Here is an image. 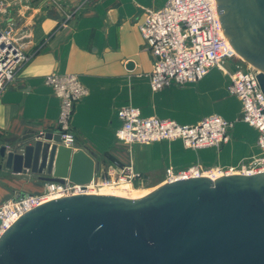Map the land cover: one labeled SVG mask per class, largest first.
<instances>
[{"label":"crops","instance_id":"1","mask_svg":"<svg viewBox=\"0 0 264 264\" xmlns=\"http://www.w3.org/2000/svg\"><path fill=\"white\" fill-rule=\"evenodd\" d=\"M10 1L7 16L14 32L27 36L23 47L29 59L0 95V148L19 149L37 135L57 136L58 99L44 84L55 72L78 75L88 90L71 120L75 150L83 149L93 159L95 176L111 162L131 164L141 174L135 184L154 189L166 183L170 168L201 165L212 172L257 154V132L240 121L241 103L227 89L233 68L225 63L212 67L197 83L158 91L148 87L155 58L145 48L138 25L142 8L158 10L166 0ZM126 105L139 108L143 117L180 125H195L212 114L235 124L228 143L219 149L193 150L179 140L126 145L114 134L121 124L117 112ZM44 185L35 176L0 167V205L12 195H37Z\"/></svg>","mask_w":264,"mask_h":264},{"label":"water","instance_id":"2","mask_svg":"<svg viewBox=\"0 0 264 264\" xmlns=\"http://www.w3.org/2000/svg\"><path fill=\"white\" fill-rule=\"evenodd\" d=\"M223 34L264 95V0H215ZM0 166L45 182L87 184L83 149L60 135L0 148ZM0 264H264V172L176 179L141 198L77 194L23 213L0 236Z\"/></svg>","mask_w":264,"mask_h":264},{"label":"built area","instance_id":"3","mask_svg":"<svg viewBox=\"0 0 264 264\" xmlns=\"http://www.w3.org/2000/svg\"><path fill=\"white\" fill-rule=\"evenodd\" d=\"M10 0H0V95L13 80L18 68L26 63L23 40L26 35L14 32V25L7 16ZM144 18L138 25L144 46L155 58L148 74V87L158 91L169 85L181 86L197 83L209 70L235 58V52L224 40L216 26L212 0H166L158 10L142 8ZM237 59V58H235ZM244 68L229 73L228 92L241 103L240 121L257 132L256 155L236 166L218 170L221 176L229 174L256 175L264 172V95L257 84L255 70L245 61L239 60ZM58 99L57 134L60 145L75 150L76 135L72 128V116L76 103L86 96L88 90L78 75L50 73L44 78ZM121 124L115 131L116 138L126 145L154 143V141L179 140L183 146L193 150L221 148L228 143L235 122L212 114L195 125H180L172 119L143 117L140 109L123 106L117 112ZM201 165H191L184 170H167L166 182L176 179L202 176ZM212 175L213 172H208ZM133 166L111 162L107 170L100 171L87 184H74L67 179L64 183L45 182L37 195H14L0 205V236L8 226L29 209L53 198L85 193L96 185L118 184L123 180L130 185L141 179ZM120 181V182H119Z\"/></svg>","mask_w":264,"mask_h":264},{"label":"bare ground","instance_id":"4","mask_svg":"<svg viewBox=\"0 0 264 264\" xmlns=\"http://www.w3.org/2000/svg\"><path fill=\"white\" fill-rule=\"evenodd\" d=\"M213 1V7H214V12H215V17H216V26L218 27V31L220 33V35L224 38V40H226L228 43L229 41L227 40L226 36L223 34V31H222V26H220V20L218 18V13L216 11V8H215V0H212ZM230 45V43H229ZM231 46V45H230ZM235 58L241 60V61H244L241 56H239L237 53H235ZM254 69V68H252ZM255 70V69H254ZM202 176H206V177H211L212 180H214V178H217V177H221V174L219 171L215 170L214 173L209 174V173H206V172H202ZM126 182V181H125ZM130 184L129 183H122V184H101L100 187L96 188V190H85L86 194H103V195H114V196H119V197H122V198H131V199H137V198H141V196H144L148 193H150V191H152L153 189H145V190H142L141 192H139L138 190H135L132 188H130L129 186ZM129 191V192H128ZM131 192V193H130Z\"/></svg>","mask_w":264,"mask_h":264},{"label":"rangeland","instance_id":"5","mask_svg":"<svg viewBox=\"0 0 264 264\" xmlns=\"http://www.w3.org/2000/svg\"><path fill=\"white\" fill-rule=\"evenodd\" d=\"M224 63L226 64V66H229V67L233 68V71H232V72H234V70H235L236 68H238V67H239V68H241V67L244 68V66H245V65H243V64L241 65L239 59H235V58L230 59V60L226 59V61H223V63H221V65L223 66ZM218 65H220V63H219ZM214 67H216V66H214ZM1 163H2V162H1V159H0V164H1ZM0 167H2V166H0ZM220 169H223V168H220ZM220 169H215V170L218 171V170H220ZM215 170H214V171H215ZM174 171L176 172V171H178V170H174ZM214 171H212V172L214 173ZM203 172L208 173L209 171L203 170ZM8 176L10 177V175H8ZM9 181H10V179H9ZM120 181H121V182H120ZM120 181H119L120 183H118L119 185L122 184V183H124V184L126 183V182H124L123 180H120ZM118 184H116V185H118ZM102 185H103V184H102ZM100 186H101V185H99V186L96 185V187H94L93 190H96V188H98V187H100ZM129 186H130V188H132V190L135 189V190H138L139 192H141L142 190H145V189H149L147 186H141V185L138 186V185H136V184L129 185ZM128 192H129V191H128ZM130 193H131V192H130ZM12 196H14V195H12ZM8 199H9V198H8ZM8 199H7V200H8ZM7 200H6V201H7ZM6 201H5V202H6ZM3 203H4V202H3Z\"/></svg>","mask_w":264,"mask_h":264}]
</instances>
